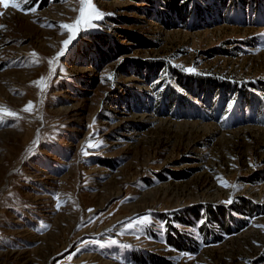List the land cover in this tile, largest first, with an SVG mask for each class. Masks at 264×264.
Segmentation results:
<instances>
[{
    "label": "rangeland",
    "instance_id": "374dc122",
    "mask_svg": "<svg viewBox=\"0 0 264 264\" xmlns=\"http://www.w3.org/2000/svg\"><path fill=\"white\" fill-rule=\"evenodd\" d=\"M179 1L0 5V264H264V0Z\"/></svg>",
    "mask_w": 264,
    "mask_h": 264
},
{
    "label": "snow or ice",
    "instance_id": "6c2138e0",
    "mask_svg": "<svg viewBox=\"0 0 264 264\" xmlns=\"http://www.w3.org/2000/svg\"><path fill=\"white\" fill-rule=\"evenodd\" d=\"M80 3V8H79V14L76 18V21L69 25V24H63L61 25L62 28H65L69 31V35L68 38L62 41V47L60 48V51L56 54V56L49 61V64H53L56 63L58 65L59 62V58L61 56L64 55L65 51L67 50L68 45L75 39L76 34L84 29L87 28H93L96 27V25L93 23V21H98L103 19V17L105 15H111L109 14H105L103 12H101L98 8H96V6L92 3V0H79ZM0 5H2L4 8H8L9 6L16 8V9H21V4L17 3L16 0H0ZM30 11H35V8L30 9ZM2 27V26H0ZM35 55V54H33ZM62 70V69H61ZM188 72H193L194 69H182ZM55 71V69H50V73ZM44 80L43 77L40 78V81L38 82H34L36 84H39L40 82H42ZM233 104H229L228 105V109L229 111L232 109ZM24 111H31L32 110V103L29 102V104L23 109ZM16 116V113L7 110L3 107H0V122H3L4 117L5 116ZM19 118V117H17ZM86 147L91 148V147H99V145H92L91 143H88L86 145ZM82 153L84 155H87L88 153L86 151H84V149H82ZM224 186H227L226 184ZM235 187V186H234ZM225 203H231V198L229 199V201L225 202ZM60 204L59 202L57 203V208L59 209ZM89 211H92L91 209H89ZM139 223L141 224H147L149 223L148 218H141V220L139 221ZM127 227H133L132 224L127 225ZM110 244H116V241H110ZM101 247H104V244L100 245ZM77 252H79V249H77ZM72 255H75V253H73ZM72 258V256L70 255L68 257V259L70 260Z\"/></svg>",
    "mask_w": 264,
    "mask_h": 264
},
{
    "label": "trees",
    "instance_id": "16d2710c",
    "mask_svg": "<svg viewBox=\"0 0 264 264\" xmlns=\"http://www.w3.org/2000/svg\"><path fill=\"white\" fill-rule=\"evenodd\" d=\"M165 1V3L168 5H170L171 4V6L172 7H174L176 4H179V0H164Z\"/></svg>",
    "mask_w": 264,
    "mask_h": 264
}]
</instances>
